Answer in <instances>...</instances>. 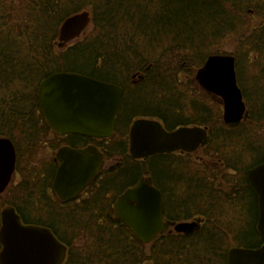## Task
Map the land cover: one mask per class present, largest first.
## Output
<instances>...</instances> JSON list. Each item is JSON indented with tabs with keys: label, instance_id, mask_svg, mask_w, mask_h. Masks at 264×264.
Here are the masks:
<instances>
[{
	"label": "trees",
	"instance_id": "trees-1",
	"mask_svg": "<svg viewBox=\"0 0 264 264\" xmlns=\"http://www.w3.org/2000/svg\"><path fill=\"white\" fill-rule=\"evenodd\" d=\"M83 10L92 13L93 35L58 51L61 24ZM256 14L264 18V0H0V137L14 141L17 172L22 174L14 186L16 198L4 207L15 206L25 223L51 228L70 247L64 264H228L232 247L261 246L258 198L247 172L264 160L252 162L264 150L263 88L251 85L248 93L240 56L234 54L249 116L229 125L192 80L210 55L222 53L215 47L231 35L239 38L244 57L255 50L264 57V19L260 27H243ZM61 71L83 73L125 90L117 126L125 134V146H109L107 152L122 157V164L106 173L104 199L98 187L96 197L76 208L52 190L54 158L44 167L35 163L43 141L53 133L40 109L38 89L45 78ZM184 71L191 73L187 81L181 79ZM201 95V109L190 112ZM136 116L161 119L169 128L211 127L206 150L218 164L168 153L134 159L126 144L128 132L121 127L127 119L128 130ZM144 175L153 176L163 192L166 219L198 217L202 227L190 235L163 233L151 245L142 243L114 205ZM85 237L88 242L81 248L77 243Z\"/></svg>",
	"mask_w": 264,
	"mask_h": 264
},
{
	"label": "water",
	"instance_id": "water-1",
	"mask_svg": "<svg viewBox=\"0 0 264 264\" xmlns=\"http://www.w3.org/2000/svg\"><path fill=\"white\" fill-rule=\"evenodd\" d=\"M92 19L88 10L68 16L60 26L58 45L63 47L82 36ZM196 77L206 91L222 98L225 123L237 125L249 116L238 84L235 56L210 55ZM38 98L48 124L57 133L107 137L114 132L123 88L83 73L61 71L41 82ZM208 141L206 128L183 126L167 131L160 121L144 118L135 121L131 128L130 152L135 159H146L177 150L193 152ZM56 159L59 168L53 189L65 201L77 196L98 175L103 164L95 147L64 146L58 150ZM17 160L14 141L0 137V194L13 182ZM247 177L258 198L257 228L264 241V161L250 168ZM162 204L161 190L148 177L117 199L115 211L143 243L149 244L170 226L163 218ZM197 226V222H180L175 229L192 232ZM0 244V264H63L68 251L51 228L25 223L13 205L1 212ZM228 264H264V243L257 248L232 247L228 251Z\"/></svg>",
	"mask_w": 264,
	"mask_h": 264
},
{
	"label": "flooded vegetation",
	"instance_id": "flooded-vegetation-1",
	"mask_svg": "<svg viewBox=\"0 0 264 264\" xmlns=\"http://www.w3.org/2000/svg\"><path fill=\"white\" fill-rule=\"evenodd\" d=\"M234 56V54H232ZM236 58V57H235ZM202 68V67H201ZM200 68V69H201ZM199 69H196L195 70V73L194 75L192 76V80H193V83L200 89V93L204 92V93H207L208 96H209V99L211 100V102H209L211 105H215L217 106V108L222 111V116H223V113H224V106L222 104V98L216 94H213V93H209L208 91H206L203 86L201 85L200 81L197 79V72H198ZM236 71H237V78L238 77V70H237V60H236ZM239 80V79H238ZM134 83H139V81L137 80H133ZM239 84V82H238ZM119 85V84H118ZM121 86V85H120ZM240 86V84H239ZM241 87V86H240ZM123 88V86H122ZM242 89V88H241ZM39 91V89H38ZM243 92V91H242ZM124 93H125V90L123 88V97H124ZM243 96H244V93H243ZM39 99V98H38ZM208 99V100H209ZM205 98L201 95L199 98H198V104L197 106L193 107L192 109H190V112L194 113L195 111H198L201 109V105H199V102L200 101H204ZM245 100V98H244ZM246 101V100H245ZM122 103H123V98H122ZM247 104V102H246ZM122 108V104H121V107H120V110ZM191 108V107H190ZM247 108H248V105H247ZM41 109V107H40ZM120 110L119 112L117 113L116 115V118H115V126H114V132L112 135L110 136H107V137H95V136H89V135H84V134H81V133H71V134H65V135H62V134H59L57 133L56 131H54L52 128V134L54 135L55 138H57V142L60 143V145H58V147L56 148V151H55V156H54V161H55V166H56V171H55V176L57 174V171H58V168H59V162L57 161L56 159V154L58 152V150L61 148V147H64V146H69L71 148H74V149H86V148H89V147H95L98 152L102 155V158H103V164H102V167L100 169V171L98 172V175L93 177L91 182L81 191L77 194V196H75L74 198H72L71 200L69 201H65V200H62L58 194L54 191L53 189V183H52V190L54 191V193L56 194V196L64 203L66 204H69L70 206H75L74 208H76L77 205H81L84 201L88 200V199H91L93 197H96V195L98 194L99 190H97L96 188H100L102 189V192H103V196L102 198L104 199V178L106 177V173H112V172H115L117 171V167L120 166L122 164V157H120L119 155L117 156H113V157H110L108 156V147L109 146H113V147H116L118 146V148H123L125 146L124 144V141H123V138L125 136V134H122L120 135L119 131L117 130L118 129V119H119V114H120ZM42 111V109H41ZM248 112H249V109H248ZM43 115H44V112L42 111ZM45 116V115H44ZM156 119L158 121H160L162 123V125L164 126V128L167 130V131H174L176 130L177 128H180V127H183V126H200V127H203V128H206L207 131H208V134H209V141L206 145L204 146H200L197 150L193 151V152H189V151H183V150H177V151H174V152H169L168 154H173L175 156H180L181 158H190V159H194L196 162L198 163H201L203 165H212L213 167H215L218 163L215 161L214 157H212V154H208L207 153V145L209 144L210 140H211V127L207 126V125H199V124H189V125H177L175 127H172V128H169L167 127L164 122L161 120V119H158V118H155V117H151V116H136L132 119L131 123L129 124V128L128 130L126 129V122L128 121L126 118V122L125 120L124 121V125L121 127V129H123L122 131L123 132H128V136L126 135V139L128 142H126L127 144V148L129 150V154L131 155V152H130V132H131V128L134 124L135 121L139 120V119ZM55 144V143H53ZM52 144V145H53ZM117 150V149H116ZM159 154H164V153H159ZM158 155V154H156ZM132 156V155H131ZM155 156V155H153ZM152 157V156H151ZM195 157V158H194ZM150 158V157H149ZM135 159V158H134ZM148 159V158H146ZM136 160H145V159H136ZM264 161V160H263ZM261 163V162H260ZM259 164V163H258ZM17 168H16V174H17ZM15 174V175H16ZM55 176H54V179H55ZM151 178L152 179V182L153 184L158 188L160 189L156 183H155V180L153 178V176L151 175H144L136 185H138L141 180H143L144 178ZM248 178V177H247ZM54 179H53V182H54ZM136 185L134 186H131V187H128L122 194H124L128 189L132 188V187H135ZM161 190V189H160ZM7 191V190H6ZM162 192V191H161ZM100 194V193H99ZM120 194L117 198H116V201L117 199L122 195ZM163 194V192H162ZM2 195V194H0ZM163 199H164V194H163ZM104 202V200H103ZM116 203V202H115ZM115 206V205H114ZM162 209H163V204H162ZM103 215H104V210L102 211ZM163 218L166 222H168L170 224L169 228L158 234V236L154 239L156 240L161 234L163 233H170V234H176V235H190V234H193L195 233L196 231H198L201 227H202V224H203V221L196 217V218H193L191 220H187V221H181V222H197L198 226L191 232V231H188V232H179L175 229V225L177 223H180V222H173V221H170L168 219L165 218V216L163 215ZM55 234V233H54ZM138 238V237H137ZM139 239V238H138ZM140 240V239H139ZM153 240V241H154ZM141 241V240H140ZM153 241L149 244H146V245H151L153 243ZM143 243V242H142ZM67 247H68V251H67V257L66 259L68 258L69 256V252H70V247L64 243ZM235 247H238V246H235ZM66 261V260H65ZM65 263V262H64ZM63 263V264H64Z\"/></svg>",
	"mask_w": 264,
	"mask_h": 264
},
{
	"label": "rangeland",
	"instance_id": "rangeland-1",
	"mask_svg": "<svg viewBox=\"0 0 264 264\" xmlns=\"http://www.w3.org/2000/svg\"><path fill=\"white\" fill-rule=\"evenodd\" d=\"M183 6L184 5H181L182 8H183ZM263 19L264 18H262V16H259L257 14L251 15L250 18L246 19V25H243V27L245 28L248 25L247 30H249L250 28L252 29L255 27H260L262 25ZM91 35H93L92 23L88 26V28L86 29L85 33L82 36H80L76 40H73L72 42H70L69 44H67L63 47H60L58 45L57 49H58V51L64 50L68 46L75 44L79 41H82V40H84V38L89 37ZM58 40H59V38H58ZM239 45H240L239 38L236 35H231L230 37H227V38L223 39L222 41H220L219 45H217L215 47V50H219L220 52H222L221 54H224V53H226V54H238L240 56V59H241L242 78H243V80H245V83H246L245 86H246V88H248L247 89L248 93L250 92L249 86L251 87V85H258V86L263 88V96H264V57L262 55H260L259 51H256V50L254 52L250 53L248 56L244 57V54L238 48ZM251 47H252V45H251ZM189 75H191V73L184 71L181 75V79L182 80L186 79V81H187ZM256 77H259V78L255 82L253 79ZM256 93L260 94L261 92L256 91ZM132 98L134 99L135 96H132ZM263 99H264V97H263ZM248 108H249V106H248ZM262 134H264V131H262ZM56 139L57 138H55L53 134H50L49 137L45 141H43L42 147L38 151V155H37L38 159L35 163H37L41 167H44V165L46 163L53 160V158L55 156L56 149L52 147V144L57 142ZM263 156H264V150L262 152H259V154H257L256 156H254V159L252 162L257 163L260 159H262ZM21 180H22V174L17 173L14 177L13 182L11 183L12 185H10L11 186L9 188L10 191L8 190V192L6 191L5 193L2 194L3 198L2 199L0 198V208L2 210L6 207V206L4 207L5 202L11 201V199L16 198V195H15L16 192H15L14 186L16 184H19L21 182ZM161 180L164 181V178L161 177ZM227 184H229V183H227ZM87 242H88V239L85 237L84 239L83 238L79 239L77 244H78V246L80 245V247L82 248L84 245L87 244ZM80 247H78V248H80ZM148 263L149 262H147L146 264H148Z\"/></svg>",
	"mask_w": 264,
	"mask_h": 264
}]
</instances>
